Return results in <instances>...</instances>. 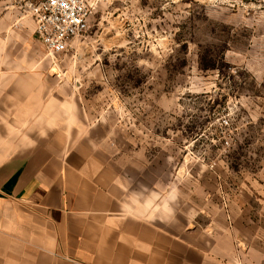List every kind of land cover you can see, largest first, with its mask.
Instances as JSON below:
<instances>
[{"label":"crops","instance_id":"0c3cea01","mask_svg":"<svg viewBox=\"0 0 264 264\" xmlns=\"http://www.w3.org/2000/svg\"><path fill=\"white\" fill-rule=\"evenodd\" d=\"M3 11L0 264H237L238 240L242 264H264L263 183L170 170L105 108L45 93L33 19Z\"/></svg>","mask_w":264,"mask_h":264},{"label":"rangeland","instance_id":"374dc122","mask_svg":"<svg viewBox=\"0 0 264 264\" xmlns=\"http://www.w3.org/2000/svg\"><path fill=\"white\" fill-rule=\"evenodd\" d=\"M42 57L45 93L105 108L170 170L264 184V0H100L83 38Z\"/></svg>","mask_w":264,"mask_h":264},{"label":"built area","instance_id":"2783aa9c","mask_svg":"<svg viewBox=\"0 0 264 264\" xmlns=\"http://www.w3.org/2000/svg\"><path fill=\"white\" fill-rule=\"evenodd\" d=\"M99 3L100 0H24L22 10L33 19L37 37L54 58L67 52L76 39L88 33ZM235 245L237 264H242L247 244L238 240Z\"/></svg>","mask_w":264,"mask_h":264}]
</instances>
